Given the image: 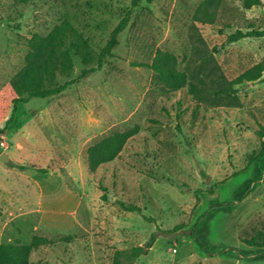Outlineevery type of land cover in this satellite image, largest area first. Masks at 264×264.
<instances>
[{"label": "rangeland", "instance_id": "1", "mask_svg": "<svg viewBox=\"0 0 264 264\" xmlns=\"http://www.w3.org/2000/svg\"><path fill=\"white\" fill-rule=\"evenodd\" d=\"M204 1L142 0L101 69L14 111L12 80L35 33L68 20L88 40L95 59L72 55L70 73L56 77L77 79L97 65L132 0H0V149L9 156L0 159V243L47 238L29 264H114L117 251L154 234L132 264H264V153L261 176L238 199L264 141V81L235 85L239 105L212 104L188 86L165 90L140 65L169 51L191 82L219 91L264 64V36L226 41L264 29V0L251 8L218 0L211 22L195 18ZM135 126L119 157L91 172L88 148ZM252 237L260 244H248Z\"/></svg>", "mask_w": 264, "mask_h": 264}, {"label": "trees", "instance_id": "2", "mask_svg": "<svg viewBox=\"0 0 264 264\" xmlns=\"http://www.w3.org/2000/svg\"><path fill=\"white\" fill-rule=\"evenodd\" d=\"M28 2L29 0H21ZM142 0H132V5L128 8L126 15L113 29L106 44L97 54V65L82 68L77 79L67 80L58 83V74H69L72 69V55H79L84 64H89L95 59L93 49L88 40L78 32L73 24L64 20L57 24L46 34L35 33L30 39V51L27 54L25 66L18 71L12 80V88L15 93L14 111L19 103H26L33 97L46 98L57 95L69 88L77 80L84 78L92 72L102 68L107 58L113 55V49L118 43L119 34L127 27L133 9L140 5ZM218 0H205L198 7L195 13L197 20H202L200 12L203 13L207 21H213ZM246 8L261 5L262 0H243ZM264 29H251L246 32L236 30L227 37V43L236 42L245 37H262ZM140 65L152 69L164 85L167 91H176L186 86L189 91L195 94L197 99L210 100L212 104L239 105L240 98L235 85L251 81H264V64L257 63L248 68L236 78L227 81L226 85L219 91H212L209 88L200 87L199 84L191 82L186 71L179 69L177 57L174 53L165 50H158L150 63ZM12 117L8 121L11 122ZM6 127L0 128V144L2 135ZM139 127L135 126L129 130L118 131L109 134L88 148V166L91 172H95L100 165L113 161L121 154L127 141L136 133ZM260 137H264V129L258 132ZM1 148V147H0ZM1 153V149H0ZM264 153V141L261 150L250 156L249 162H253L251 176L247 178L238 192V199H242L249 193L254 182L261 176L262 166L260 157ZM106 197V195H103ZM122 206L130 211H141L136 205ZM211 217V215L209 216ZM154 234L145 246H136L129 250H119L115 253L114 264H132L139 256L145 254L152 246ZM199 241V238H197ZM246 242L250 245L260 244L257 237H252ZM49 243L45 237L35 236L30 245L20 243H0V264H29V256L32 247Z\"/></svg>", "mask_w": 264, "mask_h": 264}, {"label": "water", "instance_id": "3", "mask_svg": "<svg viewBox=\"0 0 264 264\" xmlns=\"http://www.w3.org/2000/svg\"><path fill=\"white\" fill-rule=\"evenodd\" d=\"M0 159L4 162H8L9 161V156L8 154L4 151L0 154Z\"/></svg>", "mask_w": 264, "mask_h": 264}]
</instances>
